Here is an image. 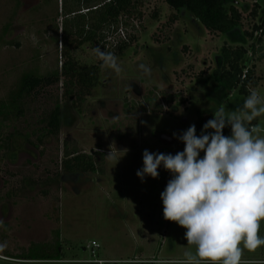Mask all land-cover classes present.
Segmentation results:
<instances>
[{"label": "rangeland", "instance_id": "rangeland-1", "mask_svg": "<svg viewBox=\"0 0 264 264\" xmlns=\"http://www.w3.org/2000/svg\"><path fill=\"white\" fill-rule=\"evenodd\" d=\"M228 1L240 6L243 31L261 24L264 0H256L261 5L256 17L254 0ZM64 3L0 0V264H77L70 260L94 257L119 261L110 264H153L195 255L186 229L163 216L160 193L171 174L161 167L158 178L141 182L136 172L143 167L145 149L174 155L184 144L173 133L195 124L200 134L198 112L217 108L206 94L215 87L216 57L225 44L236 43L208 32L185 9L177 12L166 0H146L141 18L127 20V34L135 39L117 56L119 75L101 69L96 86L84 90L83 102L65 98L62 78L14 100L26 74L46 77L61 71ZM73 43L78 67L99 64L98 45ZM141 63L150 75L138 68ZM253 63L261 79L254 90L264 97V57L256 56ZM245 98L234 92L223 107L233 111ZM56 104L59 135L40 142ZM114 116L119 119L113 121ZM256 127L264 135V114ZM73 149L93 155L100 171L66 172L61 163L65 151ZM260 228L264 236V221ZM92 241L100 245L95 256L87 248ZM58 247L59 260L26 258L38 250L52 254ZM254 257L264 261V246L255 253L243 250L242 261Z\"/></svg>", "mask_w": 264, "mask_h": 264}, {"label": "clouds", "instance_id": "clouds-1", "mask_svg": "<svg viewBox=\"0 0 264 264\" xmlns=\"http://www.w3.org/2000/svg\"><path fill=\"white\" fill-rule=\"evenodd\" d=\"M95 54L101 69L121 73L112 52L96 47ZM138 68L145 76L151 73L143 63ZM212 114L199 135L195 124L180 134L173 133L184 144L182 151L173 155L145 149L142 153L143 167L137 170V177L141 182L146 177L156 179L161 167L171 174L160 193L163 216L185 228L187 245L196 249L195 255L185 253L183 260L153 264H200L201 260L264 264L242 261L244 249L264 246V236L259 234L264 221V135L259 127L250 126L264 114V97L252 89L235 110L220 106ZM225 128L231 129L230 135L223 134ZM108 156H114L112 151Z\"/></svg>", "mask_w": 264, "mask_h": 264}, {"label": "trees", "instance_id": "trees-1", "mask_svg": "<svg viewBox=\"0 0 264 264\" xmlns=\"http://www.w3.org/2000/svg\"><path fill=\"white\" fill-rule=\"evenodd\" d=\"M64 1V0H63ZM146 0H65L62 5V58L65 63L61 71H55L46 77L34 74H26L21 82L19 90L14 94L13 99L18 100L23 95L34 94L38 89L52 84H58L63 79V95L67 99H76L83 102L84 90L89 92L96 86L100 63L90 67H78L77 61L72 57L71 50L76 43V47L84 44H95L104 50L112 52L116 57L123 56L130 47L134 36L128 35L127 40L118 39L116 45L107 47V30L117 29L122 23L128 28L130 19H139L142 16L140 8ZM254 7L251 14L256 17L258 10L261 9L260 3L254 0ZM166 3L177 12L183 9L189 11L208 32L227 35L236 45L225 44L221 53L216 57V68L212 72V80L215 87L209 90L207 97L217 104L215 110H200L198 123L203 126L207 120L213 118L220 106L229 105V99L234 92L247 97L249 90L256 88L260 83V77L256 74V65L252 63L248 67L247 50L253 49L255 44H250L256 31L262 30L261 37L257 38L258 43L262 42L264 36V9L262 11V22L254 25L251 32L243 31V15L234 1L228 0H166ZM85 10V11H84ZM122 18L126 21L121 22ZM178 15L172 17L177 20ZM71 38L73 41H69ZM249 43V44H248ZM248 45V46H247ZM260 59L264 53L258 55ZM248 67L245 77L244 70ZM13 103H16L15 101ZM242 103V101L240 102ZM238 103H235V107ZM239 104L238 106H240ZM258 118L250 123L255 127ZM202 124V125H201ZM60 130V106L56 104L50 112L47 124L43 128L39 141L43 142V137L47 135L58 136ZM223 134H231L230 128H225ZM103 155L101 154V157ZM66 172H90L100 171L93 155L82 153L77 150H66L65 158L61 163ZM56 249L52 254L45 250H38L26 256L31 260H59L62 257L61 251Z\"/></svg>", "mask_w": 264, "mask_h": 264}, {"label": "built area", "instance_id": "built-area-1", "mask_svg": "<svg viewBox=\"0 0 264 264\" xmlns=\"http://www.w3.org/2000/svg\"><path fill=\"white\" fill-rule=\"evenodd\" d=\"M262 33H263L262 30L256 31L254 33L253 40L250 41V44H252V43L255 44V46H254L255 49H253L252 47H248L247 54H246L247 59H248V67H250V65L253 63V59L256 56L258 57V55L264 53L261 50L262 44H264V36L262 37V42L261 43H258V40H257V38L261 37ZM106 35H107L106 36V41L108 43L107 47L110 45L109 43H111L112 45H116L117 42H118V39L127 40V38H128L127 29L122 23H120V25H119V27L117 29L107 30ZM248 67L244 70L243 77H245V75L247 73V70H248ZM99 247H100V245H99L98 242L92 241L91 244L87 248H89L91 250L92 255L95 256L96 250ZM83 262H87V263H92L93 262V263L104 264L106 261L101 260V259H97L96 257H94L93 259H88V260H85ZM118 262H116V263H118Z\"/></svg>", "mask_w": 264, "mask_h": 264}, {"label": "crops", "instance_id": "crops-1", "mask_svg": "<svg viewBox=\"0 0 264 264\" xmlns=\"http://www.w3.org/2000/svg\"><path fill=\"white\" fill-rule=\"evenodd\" d=\"M237 5V7L240 9V6L238 5V3L236 4ZM240 11H241V9H240ZM257 123H258V121H257ZM257 123H256V125H257ZM256 125H255V127H256ZM261 229V228H260ZM259 234H260V230H259ZM254 253L256 252V250H254L253 251ZM258 252V251H257ZM256 255H258V254H256ZM256 257V256H255ZM254 257V259L252 260V262H254V261H259V260H257L256 258ZM100 259V258H99ZM101 260H104V261H106L104 264H110V263H116V262H118V260H111V259H101ZM83 261H85V259H80V260H70V262H75V263H77V264H87V262H83ZM110 262V263H107V262ZM90 264H99V263H90Z\"/></svg>", "mask_w": 264, "mask_h": 264}, {"label": "flooded vegetation", "instance_id": "flooded-vegetation-1", "mask_svg": "<svg viewBox=\"0 0 264 264\" xmlns=\"http://www.w3.org/2000/svg\"><path fill=\"white\" fill-rule=\"evenodd\" d=\"M39 261V260H28V262Z\"/></svg>", "mask_w": 264, "mask_h": 264}]
</instances>
